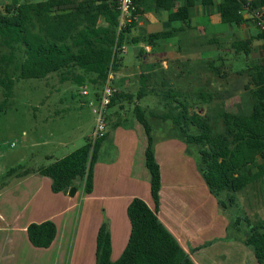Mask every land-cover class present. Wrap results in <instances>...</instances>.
<instances>
[{"label":"trees","instance_id":"trees-1","mask_svg":"<svg viewBox=\"0 0 264 264\" xmlns=\"http://www.w3.org/2000/svg\"><path fill=\"white\" fill-rule=\"evenodd\" d=\"M176 1L133 0L135 11L132 16L140 14L139 5L148 2L154 9L166 11L169 23L186 22L189 9L196 0H186L184 5L174 8ZM200 3L209 7L213 5V0H200ZM116 7L117 0H41L35 3L10 0L5 3L0 11V87L3 90L0 109L8 104L11 97L13 81L8 77V69L13 61L21 80L43 79L52 73L63 74L64 80L71 77L76 85L86 84L92 98L96 99L109 70L114 72L118 68L125 34L136 25L134 19L118 31L119 13ZM263 8L264 0H221L218 5L219 21L229 26L238 25L246 21L243 18V13H246L256 24L253 14ZM172 36V31H163L148 34L146 39L151 43ZM251 41H234L231 44L233 53L248 55ZM210 67L218 78H226L227 66ZM241 73L249 77L244 90L250 93L251 109L248 113L219 112L217 117L223 124L222 133L212 134L207 119L195 113L188 115L183 105L173 107L176 114L163 116V120H170L179 130L186 143L201 147L197 164L203 181L214 197L229 194L227 201L230 207L235 203L233 195L264 176V64L241 70ZM134 113L147 137L145 166L150 175L154 209L151 210L138 198L128 204L126 215L130 233L123 252L115 262L110 259L109 231L106 221H103L96 235L95 262L193 264L156 216L159 166L151 149L150 127L144 113L139 107L134 108ZM188 126L195 127L198 133L189 135L186 131ZM102 140L96 141L93 146L86 140L75 151L36 172L51 180L52 193H68L78 181L83 183V193L89 194L92 189L91 167ZM29 173L25 170L19 176ZM221 207L225 205L221 204ZM239 221L236 219L234 225H239ZM244 221L249 228L244 243L252 250L257 263L264 264V220L253 225L248 219ZM26 234L33 247L46 249L55 238L56 227L50 220L32 223L26 228Z\"/></svg>","mask_w":264,"mask_h":264},{"label":"crops","instance_id":"crops-1","mask_svg":"<svg viewBox=\"0 0 264 264\" xmlns=\"http://www.w3.org/2000/svg\"><path fill=\"white\" fill-rule=\"evenodd\" d=\"M185 2L186 0H177L174 8L184 5ZM220 2L221 0L218 2L213 0L212 6L203 7L200 0H196L194 6L189 9V19L182 23L185 25L186 23L191 24V20L197 19L198 15L208 17V19L212 18V21L208 25L215 22V17L219 21L218 5ZM140 13L142 15L141 19L138 23L135 22L140 27L144 26L143 22H147L144 27L146 36L151 33H158L154 31L156 29L152 25L159 27L161 23H163L162 27L167 29L163 31L173 32V36L167 39H173L177 33L183 32V29L169 28L171 23L167 21L166 11L153 8V13H145L143 10ZM243 18L246 21L238 25H227L231 29L228 35L238 36L234 41L252 40L248 55L242 54L244 57H249L255 53V47L264 45V35L262 32H256L258 31L256 29L258 26L250 19L249 15L243 13ZM135 27L136 25L131 30ZM191 28L194 29L195 26L188 27V29ZM242 31L248 32L250 34L249 37L244 38L240 36ZM130 33L131 31L125 35ZM225 35L216 34L211 40L209 39L208 43L215 45ZM146 36L144 43L137 42L136 39H133V36H130L131 40L133 39L130 42L136 48L135 58L138 66L135 67V71H131L124 64L122 55L118 62V68L113 72V83L118 94L115 101L107 109L106 136L100 142L91 167L92 189L90 193L84 194L83 183L76 181L73 186L76 190L73 197H69L67 193L55 194L50 190L51 180L48 177L37 175L30 169V173L23 177H18V173H15L13 178L16 180L22 179L23 183L32 182V190L40 187L41 183H43V192L46 194V191L47 193L50 191L51 195H53L52 197L50 196L52 203L57 204L53 212H50L49 203L33 207L35 196L31 190L28 194L32 200L30 201V210L23 216L20 215V212L13 209L12 201L8 204L9 199L4 198L7 192L5 190L10 184L3 182L1 185L0 264H65V257L67 251H69L67 249V242L73 228V215L71 211L77 208V204L80 201L83 203V209L77 220V229L80 230L75 232V246L71 248L68 264H70V260H72L71 264H96L95 241L97 231L103 221H106L109 231L111 245L110 259L112 262H115L123 252L130 233V225L126 215L128 204L132 199L138 198L151 210L154 209V203L150 194V175L145 166L147 137L143 127L136 120L135 113L133 114L134 117L130 120L126 114L131 110L134 112L135 107H140L138 105L139 100H135V103L125 100H129L134 95V92L141 94L143 97L151 94L155 88L150 84L149 80L155 74L163 75L169 71L174 77L181 75L187 78L189 71H193L192 65L188 66V62L189 58L192 60V51L194 50L193 42L188 41L190 37L188 34L183 35L181 41H178L180 49L177 51H175V47L172 45L159 44V42L165 39L155 40L150 43L146 39ZM126 42L123 43L124 48L129 44ZM168 51L169 53L173 51L177 54L182 53L179 57L172 56V58H169ZM150 52L151 54H149ZM221 52L218 51V55L212 54V51L206 52L207 54L204 56L211 57V59L214 58L212 60L220 62V59H223L224 56ZM211 54L212 56H210ZM169 62L172 63L170 67L168 66ZM262 64H264V60L254 63L251 60L237 74L243 75L245 73H241V70ZM228 73L232 72L227 71V76L229 75ZM52 75L54 74H49L47 77H51ZM246 78L247 81L244 87L249 80L247 75ZM159 85L161 86L162 83L159 82ZM243 91V93L238 92L237 97H234L235 108L238 111L243 110L248 113L251 109L252 99L247 90ZM85 97H88L89 100L92 99L91 95H86ZM89 100L86 101L87 106ZM124 101L131 105L133 104V107L131 106L129 110L123 105ZM62 104L63 102H59L57 105H46V114L43 118L44 126L49 124V122L54 123V120L67 116L64 113L66 110L62 111L58 109ZM83 106L84 103H81L78 106L70 108L73 111L70 115L77 123H81ZM145 111L143 112L144 118L149 127L151 119H161L162 117V114H156L155 111L152 112V109L147 104ZM111 127H113L112 135L110 133ZM48 128L45 127L48 135L46 138H33L35 140H42L41 144L49 147V151L43 155L47 163L50 164L62 159L81 147H75L76 143L74 139L71 142L67 141L70 138H56L57 136L48 130ZM178 134L180 135L177 132ZM150 136L151 149L160 172V189L156 216L191 262L193 264H258L252 250L244 243L248 235H244L241 238L236 235L239 232L238 227L234 225L236 218L232 219L229 216L218 215L219 201L209 192L199 169H195L192 160L188 167L187 157L189 155L185 153L187 148L183 138L181 136H177L179 140L175 138H166L164 140L152 138L151 127ZM88 137L86 136L85 140H88ZM67 146H72V150L61 153V155L54 152V150L64 149ZM174 157H177L179 161L186 160V164L182 168H177L178 161L174 160ZM19 161L23 162L22 158ZM173 162L175 165H173ZM17 167L19 168L21 165H17ZM41 167H38V169ZM170 174H184L186 179L175 180ZM191 176L195 177L196 180H193ZM44 208H46L47 212ZM57 208H60V210H57ZM46 220H50L55 224V238L48 248H35L27 239L26 228L32 223L39 224ZM88 226H90L89 231H87ZM231 230H233L232 235L230 234L231 237L228 238L230 236L228 231L231 232ZM34 251H40L39 257L41 261L36 263L32 261Z\"/></svg>","mask_w":264,"mask_h":264},{"label":"rangeland","instance_id":"rangeland-1","mask_svg":"<svg viewBox=\"0 0 264 264\" xmlns=\"http://www.w3.org/2000/svg\"><path fill=\"white\" fill-rule=\"evenodd\" d=\"M9 1L10 0H0V11H2L3 5ZM39 1L41 0H21V2L24 3H35ZM216 1L218 2L219 0ZM148 4V2H145L144 5L143 3L140 4V12L143 10L145 13H153L152 5ZM141 16V13L136 15L135 21L137 23L141 19ZM210 21H212V18L208 19V17L198 15L197 19L191 20V24L186 23L185 25L182 22L171 23L169 28L183 29V32L177 33L176 37L173 39H165L159 42L161 45H172L175 47V51H177L180 49V43H178V41H181V37L187 34L190 36L188 41L193 42L194 51H192V60L189 58L188 66L192 65L193 71H189L187 78L182 77L181 75L174 77L169 71L163 75L155 74L149 80L150 84L155 88L153 89V94H147L146 97H143L141 94L134 92V95H132L129 100H125L134 103L135 100H139L138 105L143 112H146L145 106L147 104L152 109V112L155 111L156 114H162L161 119L157 118L149 121L152 129V138H160L164 140L166 138L177 139V136H180L179 134L177 135L179 130L174 127L170 120H163L164 115L168 116L176 114V111L172 109L173 107L177 108L179 105L186 107L188 115L195 113L199 114L201 117H205L211 128L212 134H220L224 131L223 124L217 117L219 112L246 113V111H238L236 110L237 108H235L234 97H237L236 95L238 92H244V85L247 81L245 74L238 75L237 72L240 69L245 68L246 64L248 65V62L251 60L253 63L259 62V60H264V45L257 48L255 47V53L249 57H244L242 54H235L233 53L231 44L238 36L228 35V32L231 29L229 26L221 24L216 17L215 22L208 25ZM137 23L136 27L133 30H130L131 33L125 35L124 40V42L127 41L126 43L129 44L125 46L126 52L123 53V61L131 71H135V67L138 66L135 58L136 48L130 42L131 37L133 36V39H136L137 42L144 43L146 36L144 27L147 22H143L144 26L142 27ZM148 24L150 23L148 22ZM162 25L163 23H161L159 27L152 26L156 29L154 30L155 32L167 30L166 28H163ZM189 26H195V28L188 29ZM256 29L258 30L256 32H262L259 27H256ZM216 34L226 35L220 38L219 43H215V45L209 44V39L211 40ZM249 35L248 32L242 31L240 36L246 38L249 37ZM175 51L170 53L168 51L169 58H172V56L179 57L182 53L180 52L177 54L174 53ZM211 51L214 55H218V51H222L221 54L224 55V60L221 58L219 62L217 60H212L214 58L211 59V57L204 56L207 54L206 52ZM173 53L177 55H174ZM149 54H151V52ZM212 54L210 56H212ZM184 61L186 62V60ZM209 62H211V65L213 64L217 67L221 65L227 66L229 68L228 71L232 73H228L229 75L225 80L220 79L209 67ZM183 64L185 65L184 62ZM168 66H172V63L169 62ZM53 74L54 75L51 77L43 79L21 80L17 76L18 72L15 69L14 61L10 64L8 69V77L13 81V88L8 104L0 109V188L3 182L10 184L5 190V192H7L5 193L4 198L9 199L8 204L12 201L13 209L20 212V215L23 216L28 210H30V201L32 200L28 194L33 189V185L32 182L23 183L22 179L16 180L13 177L15 173H18V177H20L19 174L25 170H31L33 173L39 175L36 172L38 167H44L49 164L43 158V155L49 151V147L43 146L41 144L42 140H35L33 138H46L48 135L45 127H49L48 130L52 131L53 134L57 136L56 138H70L67 139V141L71 142L72 139H74L76 143L75 147H79L85 144L86 136L88 137L91 135L94 127V114L92 113L93 107L90 106V100L88 97H85L86 95L83 96L82 94L83 91H86L88 92V95H91L92 92L90 88L86 84L82 86L74 84L71 77L65 78L68 80H64L62 79L63 74ZM159 82L162 83L161 86L159 85ZM113 86L115 87L114 83ZM2 94L3 90L0 87V103L3 100ZM88 100L89 102L87 106L86 101ZM125 101L123 105L130 110L131 106L133 107V104L131 105ZM59 102H63V104L59 106L58 109L62 111L66 110L64 113L67 116L54 120V123L49 122V124L44 126L43 118L46 114V105H57ZM81 103H84V117L81 115V123H77L70 115L73 112L70 108L78 106ZM126 114L129 120L134 117V112L132 110ZM186 129L189 135H195L198 133L193 126H188ZM112 131L113 127L110 128L111 135ZM89 140L88 137V141ZM185 144L187 148L185 153L189 155L187 157L188 167L192 160L195 169H198V164L196 163L198 152L201 147L186 142ZM70 150H72V146H67L60 150H54V152L61 155V153ZM20 158H22L24 163L19 161ZM174 160L178 161L177 168H182L183 165L186 164V160L184 159L179 161L177 157H174ZM261 162L262 161L260 160V163ZM17 165H21V167L18 168ZM173 165H175L174 162ZM10 170L12 171L8 174V171ZM170 176L175 180L186 179L184 174H170ZM192 178L193 180H196L195 177ZM188 180H190V178H188ZM32 192H34L33 194L35 196L33 199V207L39 204L44 205L49 203V208L51 209L50 212L55 210L57 204L52 203L51 197L53 195H51L50 191L49 193L46 191V194L43 192V183H41L40 187L32 190ZM233 196L235 203L234 205H231V207L227 201L228 197H230L229 194L223 193L215 198L221 204L225 205L224 209L221 207V204H219L218 215L229 216L232 219H239V225L236 226L238 227L239 232L236 233V235L241 238L244 235H248L249 232V228L244 221L245 219H248L252 225L261 223L264 220V176ZM82 209L83 203L80 201L79 204H77V208L71 211L73 215V228L71 229V234L67 242V249L69 251H67L65 257V264L69 263L71 248L75 246V232L80 230L77 229V220ZM44 210L46 211V208H44ZM57 210H60V208H57ZM89 230L90 226L87 228V231ZM232 232L233 230H231V232L228 231V234L232 235ZM231 235L228 238H230ZM34 252L32 261L35 263L41 261L39 257L40 251ZM71 263L72 260H70V264Z\"/></svg>","mask_w":264,"mask_h":264},{"label":"built area","instance_id":"built-area-1","mask_svg":"<svg viewBox=\"0 0 264 264\" xmlns=\"http://www.w3.org/2000/svg\"><path fill=\"white\" fill-rule=\"evenodd\" d=\"M116 10L119 13L118 16V31L123 29L126 24H129L135 17L132 13L135 11L133 0H117ZM253 18L256 20V25L261 31L264 32V8L256 10L253 14ZM121 52H126L125 48L121 47ZM114 73L109 70L103 86L98 93L96 99H91L89 104L93 107L92 113L94 114V127L90 135V143L93 146L96 141L103 139L106 135V111L111 104L112 99L117 93V89L113 86ZM83 95H88V92L83 91Z\"/></svg>","mask_w":264,"mask_h":264},{"label":"water","instance_id":"water-1","mask_svg":"<svg viewBox=\"0 0 264 264\" xmlns=\"http://www.w3.org/2000/svg\"><path fill=\"white\" fill-rule=\"evenodd\" d=\"M75 192H76L75 188L72 187L69 189L67 194L69 197H73L75 195Z\"/></svg>","mask_w":264,"mask_h":264}]
</instances>
